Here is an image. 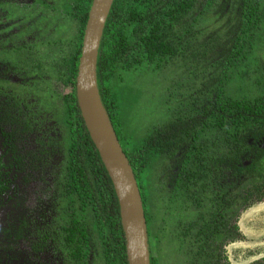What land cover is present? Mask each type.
<instances>
[{
  "label": "trees",
  "instance_id": "1",
  "mask_svg": "<svg viewBox=\"0 0 264 264\" xmlns=\"http://www.w3.org/2000/svg\"><path fill=\"white\" fill-rule=\"evenodd\" d=\"M92 4L57 0L69 29L75 26L62 52L70 60L65 67L73 85ZM96 62L101 101L141 192L151 264L177 256L179 238L188 235L180 234L176 211L198 180L208 186L214 176L217 182L219 174L229 173L230 197L223 201L222 186L218 198L231 211L232 240L242 238L237 212L264 201V0H114ZM141 72L153 78L174 77L165 85L168 116L147 136L127 139L117 85L129 88ZM191 76L198 82L187 86ZM61 101L66 162L50 198L64 212L58 239L65 238L64 251L73 264H129L117 194L88 134L76 90ZM44 146L39 138L27 171L41 169ZM168 177L176 180L170 189ZM211 200V206H220L219 199ZM164 208L169 213L166 221ZM212 216L213 223L219 220L216 213ZM22 217L25 220L20 212L2 230L10 245L27 239ZM153 241L157 257L152 256ZM13 249H1L0 264H34L26 253Z\"/></svg>",
  "mask_w": 264,
  "mask_h": 264
},
{
  "label": "flooded vegetation",
  "instance_id": "2",
  "mask_svg": "<svg viewBox=\"0 0 264 264\" xmlns=\"http://www.w3.org/2000/svg\"><path fill=\"white\" fill-rule=\"evenodd\" d=\"M57 7V0H0V251L14 248L12 253H26L34 264H45L42 257L47 250V239L36 238V241L30 242L27 238L10 245L2 230L8 228L14 218L20 216V212L26 217L25 220L22 217L24 221L21 225L23 222L24 226L27 225L32 213L26 211L25 194L30 185L36 182H43L46 189H52L48 198L40 199L41 208L38 207L37 211L43 206L45 209L47 203V206L53 207L57 214L54 220L58 236L51 239L60 248L58 251L64 258L62 262L73 264L64 251L65 238L58 239L62 226V223L58 225V220L64 212L50 200L56 194L57 185H60L59 175L66 162L67 141L59 115L65 103L61 99H68L74 89L77 96L78 76L77 71L75 85L68 82L69 71L65 66L70 64V60H66L65 54H62L67 48L63 43L70 39V31L75 26L69 29V23ZM82 48L83 41L81 54ZM66 89L67 93L64 94L63 90ZM39 138L45 142L44 153L40 155L41 164L38 165L41 169L37 172L32 169L27 171L28 161L33 160L31 154L38 151L36 142ZM62 149L63 156L60 155ZM180 155L177 154V157L180 158ZM60 156L64 159L58 164L56 159ZM248 165L246 162L245 166ZM22 169L26 171L21 172ZM178 171L174 169L176 177ZM28 175L29 182L25 183ZM228 175L219 174L217 182L214 176L208 186H203L204 183L198 180L196 185L193 183L191 194H185L178 205L176 216H179L180 222L177 225L180 234L186 233L188 236L179 238L181 243L176 264H230L228 252L231 244L238 240L233 241L230 236L231 211L220 205L230 197ZM175 182L168 177L166 186L170 189ZM245 183L247 186L248 181H244L243 185ZM222 186L223 201L218 198L222 196ZM211 199H219L217 204L221 207L211 206ZM166 211L167 208H164L165 221L169 218ZM213 213L219 219L215 223L212 222L215 219ZM221 225L223 228L216 234L211 233ZM210 226L212 231L208 230ZM53 260L56 264L57 258Z\"/></svg>",
  "mask_w": 264,
  "mask_h": 264
},
{
  "label": "rangeland",
  "instance_id": "3",
  "mask_svg": "<svg viewBox=\"0 0 264 264\" xmlns=\"http://www.w3.org/2000/svg\"><path fill=\"white\" fill-rule=\"evenodd\" d=\"M190 78L192 81L187 82V86H191L193 82H198V79L192 78V76ZM172 79L174 77L169 76L153 78L150 74L145 75L141 72L130 81L129 88L125 83L117 85V92L121 100V122L124 124L122 134L127 139H140L147 136L153 127L166 120L168 116V105L166 104L168 96L165 95V85ZM63 93H67V89L63 90ZM171 105L175 107L176 103ZM60 155H64L63 149ZM61 156L56 159L58 164L64 159ZM244 186H246V183ZM244 186L241 187L238 193H243ZM51 193L52 189H46L43 182L33 183L27 189L25 194L26 211L27 213L31 212L30 216L32 217L25 225L26 237L30 242L36 241V238L47 239V250L42 257L45 264H50V262L54 264V257L57 258L56 264H65L62 262L64 258L58 251L60 248H57L54 245L55 240L51 239H56L58 236L54 220L57 214L53 211V207L47 206L48 203L45 205V209L43 206L39 212L37 211L38 207L41 208L40 199L48 198ZM235 193H237V190ZM242 209L243 207L237 212L238 215L236 216L242 238H238L237 242L231 244L227 260L230 264H264V201L257 204L253 203L246 210ZM25 248L24 251H26ZM151 252L153 257H157L158 251L154 241ZM177 257L169 260L165 259L162 264H176Z\"/></svg>",
  "mask_w": 264,
  "mask_h": 264
},
{
  "label": "water",
  "instance_id": "4",
  "mask_svg": "<svg viewBox=\"0 0 264 264\" xmlns=\"http://www.w3.org/2000/svg\"><path fill=\"white\" fill-rule=\"evenodd\" d=\"M114 0H93L89 13L77 76V99L82 118L107 173L120 206L129 264H151V253L141 192L129 159L114 133L101 101L97 60L106 21Z\"/></svg>",
  "mask_w": 264,
  "mask_h": 264
}]
</instances>
